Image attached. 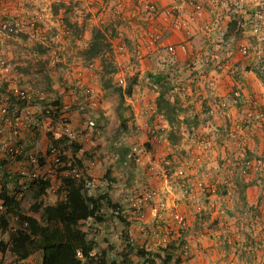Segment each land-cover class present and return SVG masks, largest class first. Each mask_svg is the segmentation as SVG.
Returning <instances> with one entry per match:
<instances>
[{"label":"rangeland","instance_id":"obj_1","mask_svg":"<svg viewBox=\"0 0 264 264\" xmlns=\"http://www.w3.org/2000/svg\"><path fill=\"white\" fill-rule=\"evenodd\" d=\"M138 1L2 2L8 9L0 13V22H19L21 26L14 35L0 36V56L10 70L7 76L0 77V127L5 129L0 141L13 131L8 120L18 117L21 137L13 141L23 153L11 158L0 144V185L17 196L19 211L27 216L40 218L45 206L56 204L61 169L65 165L57 159L67 156L73 162L70 152L73 147L65 140L54 147L49 135L55 137L68 124L78 132L77 144L82 149L77 157L85 166L83 171L76 168L74 173L91 177L88 182L91 195L109 192L121 205L131 223V238L137 245L165 255L167 245L176 243V256L183 258L181 264H252L253 260L244 252L249 245L248 234L244 238L233 232L240 223L239 212L229 213L233 196L229 199L227 196L234 190L237 193L240 186L236 189L225 184L223 189L222 184L209 185L204 181L214 169L208 167L211 161L204 159L221 145L215 135L221 126H216L210 136L203 131L209 121L220 122L224 118L220 102L225 97L221 96V88L226 86L231 91L237 88L234 81H240L242 71L255 74L264 83V0L248 2L246 11L253 10L248 13L254 17L243 14L252 20H248L249 29L238 41L225 38L228 15L224 11L220 26L212 35L202 34L197 25L193 28L194 35L188 38L170 28V16L164 15L156 23L151 15L139 9ZM166 1L165 5H159L161 10L172 11L174 16L179 12L186 14L185 5L192 11V2L204 3L208 9L216 2ZM155 25L162 27L164 40L153 50L145 46L142 53H135L136 36ZM98 30L108 37L111 49L89 58L85 51ZM123 44L126 51L121 50ZM182 44H188L190 50L182 52ZM244 47L248 48L247 54L242 50ZM206 52L218 55L219 59L203 65L198 55ZM157 76L162 78L158 80ZM16 86L30 92L37 104L28 108L17 103V107L25 110L15 108L11 115L4 116L1 107L17 102L11 92ZM130 86L134 88L133 94L121 109L129 121L128 129L122 130L118 90ZM7 97L10 99L6 100ZM162 98L174 105L171 122L166 104L160 102ZM56 101H61V110L54 104ZM187 120L193 122L189 125ZM242 125L246 129L250 124ZM259 130L264 137V124ZM205 139L213 141V146L206 149L202 143ZM228 144L237 149L224 159L231 166L236 157L241 158V150L232 141ZM54 149L57 151L53 152ZM244 149L246 158L241 161L248 162L252 157L249 148ZM31 156L38 159L37 164L31 162ZM261 157L264 153L257 155ZM108 170L112 171L111 178L105 176ZM35 173L52 182L48 195L39 200L30 187L21 190L23 185L29 186L34 181L30 182ZM217 194L227 200L219 201ZM40 202L42 208L35 209ZM221 202L223 206L218 205ZM103 213L107 217L105 222L90 223V238L96 242L94 255L101 259L107 251L108 264H112L110 259L122 264L121 254L126 246L124 225L116 211L104 208ZM177 215L184 218L183 224L178 222ZM243 224L247 226L248 222ZM131 260L126 264L143 263L135 257ZM42 261V252L33 255V263ZM157 263L164 264L159 258Z\"/></svg>","mask_w":264,"mask_h":264},{"label":"trees","instance_id":"obj_2","mask_svg":"<svg viewBox=\"0 0 264 264\" xmlns=\"http://www.w3.org/2000/svg\"><path fill=\"white\" fill-rule=\"evenodd\" d=\"M224 12L228 15L226 26V39L234 38L236 41L244 38L246 30L249 29L248 20L245 19L244 13L239 12L232 5H229ZM254 14L250 18H253ZM251 27V26H250ZM111 49V43L108 37L101 30H98L90 44L89 49L85 54L91 58L101 55ZM162 77L157 76L160 80ZM133 86L129 89L120 88L118 90L120 95L119 115L121 118V129H128V119L122 112L123 106L126 104L127 99L133 94ZM14 100H16L14 98ZM17 101V100H16ZM234 101V99H233ZM161 103L166 104V109L169 112V120L173 121L172 112L175 111L174 105L166 102L164 98L160 99ZM26 107V103L16 102V104ZM58 105V109H62L61 101L54 103ZM161 106V104H158ZM20 107V106H19ZM231 106L227 105L226 110ZM190 125L193 121L187 120ZM53 146H58L61 141L55 139L51 134L49 135ZM173 139H177L172 135ZM73 147V162H69L67 156L60 157V160L65 162L64 167L61 169L60 186L58 188V201L54 205H47L43 208L40 218L32 216H23L21 219L28 223L27 229H17L12 235L13 251L20 257V259H28L36 253H43V264H108L107 251L103 252L104 257L97 259L94 255L96 242L90 238V223L92 220L103 223L107 220L106 215L103 213L104 208L112 209L118 213L117 218L124 225L123 237L125 241V249L121 254L124 257L122 264L131 262V258L139 259L142 264H158L157 258L161 259L164 264H181L183 258L176 256L178 250L176 243L167 245L165 255L155 253L147 250L145 247L137 245L130 234L131 223L127 216L123 214L122 207L119 203L115 202L109 192L99 193L97 195H90L88 180H92L85 174L74 173L76 168L84 170V163L82 159L77 157L82 149L81 145L77 142L72 144ZM124 152H127L125 150ZM70 164V165H69ZM106 178H111L112 171L108 170ZM52 187L51 179L37 178L31 183L30 189L32 190L36 199H42L48 195L49 188ZM6 197V194H5ZM10 203L18 205L15 198H8ZM35 209L42 208V204L36 203ZM98 260H101L98 262ZM112 264H117L116 260H111Z\"/></svg>","mask_w":264,"mask_h":264},{"label":"built area","instance_id":"obj_3","mask_svg":"<svg viewBox=\"0 0 264 264\" xmlns=\"http://www.w3.org/2000/svg\"><path fill=\"white\" fill-rule=\"evenodd\" d=\"M4 0H0V13H5L7 7L2 5V2ZM248 2H252L249 0H216V2L208 9L204 3H200L198 1L192 2V8L193 10L189 12V14H175L177 16H174L172 11H163L161 10L159 4L155 0H139L138 5L139 9L141 11H144L151 15L152 20L161 21V17L165 16H170V28L174 29L175 31H179L181 33H184L185 35L188 36V38L192 37L194 35L193 33V28L199 25V30L202 34L206 36L212 35L217 28L220 26V17L221 12L224 11L229 5H232L234 8H236L239 12H242L246 15H248L249 11L247 10V4ZM256 8V7H255ZM262 8L264 10V5H262ZM259 16V14H256ZM260 17V16H259ZM247 18V17H246ZM245 18V19H246ZM249 18V17H248ZM146 21L149 19H145ZM247 20V19H246ZM159 24H163V22H160ZM21 24L19 22H14V23H9V21H4L2 20L0 22V36L8 37L9 35H14L17 31H19ZM24 28V27H22ZM164 40V32L162 30V27L157 28V26H152L150 30H145L142 33H139L136 36V39L134 40L133 44L135 46V53L140 54L142 53L143 49L145 46H147L149 49H154L157 46L161 44V42ZM121 50L126 51V45L123 44L121 46ZM180 50L182 52H187L189 51V45L188 44H182L180 47ZM244 54L248 53V48L244 47L242 48ZM171 52L173 54H176L175 49H171ZM219 56L215 55H209L208 52L205 54L198 55V60L201 62L203 65H208L209 63L218 60ZM9 67L7 65V62L5 59H3L0 56V77L7 76L9 73ZM121 83H124V79H120ZM242 90L243 87L239 86V89H237L234 92V105L239 104L242 99ZM11 92L13 96L16 98L18 102L21 103H26V107H30L33 105L37 104L36 99L34 96L24 90L20 89L19 87H13L11 88ZM10 97H7L6 100H9ZM221 107H225L228 105L226 101H221L220 102ZM15 108H21L17 107V104L14 103L12 105H4L1 107V111L3 112L4 116H9L11 115V111ZM19 113V112H18ZM263 115L259 114L258 111L255 108H251L246 114H245V119L249 122H252L258 118H261ZM10 122V126H12V133L8 138H4L3 140L0 141V144H2L6 151L7 155L10 156L11 158H18L20 155H22L23 150L19 147L14 146V141L18 140L21 137V132L19 129V118L14 117L10 118L8 120ZM92 126L95 125L93 121L90 122ZM5 129L0 127V136L4 134ZM235 136V135H234ZM243 136V135H242ZM240 137L241 140L239 142V148L241 150V158L245 159L246 158V139L243 137ZM55 139L58 141H67L68 144H73L75 142H78L79 140V135L78 132H76L70 125H66L61 132L55 133ZM9 140V141H8ZM203 145L206 149L210 148L213 146V141L210 139H205L203 142ZM57 151V149H54L53 152ZM240 158V159H241ZM60 159H57V162H59ZM31 162L33 164L38 163V159L36 157L31 156ZM167 165H171V161L167 162ZM234 167V170L237 172L239 177H245L246 172L253 170L257 173H261L264 175V157L257 158L254 161H235L234 164L231 165ZM224 169L228 170L229 167L228 165L223 166ZM76 171V170H75ZM181 174H183V171H180ZM23 175H26V173L22 172ZM39 174H33L32 175V182L34 179L37 178H42L39 177ZM47 179V178H45ZM89 182V180H88ZM31 186V183H29V186L23 185L21 187V190L25 191L28 187ZM89 185H87L88 187ZM233 186V185H230ZM50 189V188H49ZM191 191L193 189L191 188ZM22 193V192H21ZM231 193V192H230ZM6 194V197H5ZM91 195V193H90ZM7 197L10 198H15L17 201L18 205L15 203H10ZM19 202L20 200L17 198V196L13 195L12 192L8 187L5 185H0V264H35L33 263V256H31L28 259H20L19 256H17L14 251H13V241H12V235L17 229H27L28 223L26 221H23L21 217L27 216L25 214H22L19 211ZM178 222L180 224L184 223V218L181 217L180 215L176 216ZM43 264V261L42 263Z\"/></svg>","mask_w":264,"mask_h":264},{"label":"crops","instance_id":"obj_4","mask_svg":"<svg viewBox=\"0 0 264 264\" xmlns=\"http://www.w3.org/2000/svg\"><path fill=\"white\" fill-rule=\"evenodd\" d=\"M155 1L159 5H165L167 3L166 0ZM182 6L184 5L181 4V7ZM188 9L189 7L185 5V11L190 12L191 10ZM252 11L253 10L250 12ZM247 16H251L250 13ZM238 78L241 79L239 82L234 81V86H238L237 88L235 86L234 90L231 91V88L228 89L226 86L221 88V96L225 97L224 101L227 100L226 102L229 106H231L230 109L226 110L223 108L222 112L224 114V118H222L220 122L209 121L208 124L205 125V129L203 131L204 134L210 136V132H213V130L217 129L216 126H221L220 129H218V132L215 134L221 145H219V147L213 151L212 156L206 155V158L204 159L205 162L211 161L208 164L209 168L214 166L213 171L207 173L205 177L206 179L204 181H206L209 185H213L215 183L222 184L221 186L223 189L226 187L225 184L228 186L233 185L236 189L238 186H240L239 189H241H238L237 193L236 190H234L233 193L227 196L228 199L229 197L233 196L232 203H229V213L231 214L233 210H235V212H239L238 220L240 223H238V228L235 227L233 232L240 235L242 234V237L244 238H246V235L248 234L249 245L245 248L244 252L250 259L253 260L251 262L252 264H264V175L258 173L260 176H263V178L260 179V176H255L257 174L255 171L250 170L246 172V180V176L243 178L238 176L237 172L234 170V167L228 165V170L223 168V165H227L225 164L227 160L224 161V159L231 157L232 152H234L236 149V147H231L228 142L232 141L234 143L233 145H239L241 140L240 137L242 135V137L247 141L246 146L249 148L250 157H252L251 161L256 160L257 155L264 153V137H262L259 132L261 131L259 130V127L264 124V83L260 81V79L255 74L246 71H242ZM239 86L243 87V99L239 104L234 105L232 94L235 92V90L239 89ZM251 108H255L259 114H262L263 116L252 122L247 121L245 119V114ZM242 123H247L250 125L246 129H243ZM235 128L240 130L232 133L230 130H235ZM230 136L233 140L230 139ZM236 158V160L241 161L239 156ZM215 160H218L219 162L221 161L223 163H220L219 165V163L214 162ZM189 182L191 183V181ZM245 182L248 183L247 186L243 184ZM244 189L245 191L243 192ZM216 198L218 200L221 198L223 200H227L225 196L218 194L216 195ZM222 202L218 203V205L220 206V204H222L223 206L224 203ZM245 221L248 222L247 226H244L243 224ZM238 254H242V252L239 251Z\"/></svg>","mask_w":264,"mask_h":264}]
</instances>
